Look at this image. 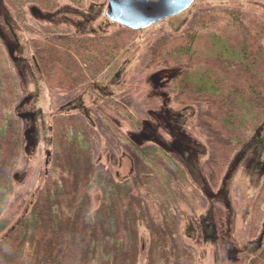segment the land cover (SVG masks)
<instances>
[{"label":"trees","instance_id":"16d2710c","mask_svg":"<svg viewBox=\"0 0 264 264\" xmlns=\"http://www.w3.org/2000/svg\"><path fill=\"white\" fill-rule=\"evenodd\" d=\"M3 1L29 35L27 41L47 90L65 96L66 101L99 79L139 33L112 26L108 20L101 32L81 33L48 19L62 3L82 12L101 0ZM32 8L40 13L35 15L42 23L37 32L29 25ZM109 26L117 32L111 33ZM159 66L175 72L168 88L177 103L205 108L199 120L212 134L209 179L215 184L264 123V26L238 9L206 8L180 33L154 43L147 67ZM19 96L17 75L0 34V236L7 228L4 215L22 148V124L15 113ZM115 96L106 99V108L130 126L140 127L125 100ZM62 106L58 103L52 110V153L44 180L29 213L0 237V264H138L142 253L144 264H195L174 211L180 203L187 204L178 184L188 185L176 158L159 144L143 150L142 144L136 145L113 127L133 157L134 178L130 186L103 176L95 170L96 130L81 115L60 112ZM95 186L101 191L102 222L89 219L90 191ZM136 190L152 200L158 222L147 199ZM252 205L249 231L254 237L264 224V181ZM250 264H264V245Z\"/></svg>","mask_w":264,"mask_h":264},{"label":"rangeland","instance_id":"374dc122","mask_svg":"<svg viewBox=\"0 0 264 264\" xmlns=\"http://www.w3.org/2000/svg\"><path fill=\"white\" fill-rule=\"evenodd\" d=\"M97 4L88 6L87 12L81 13L63 8L69 6L62 3L61 9L53 16H56L57 21H68L85 33L101 32L108 23L104 16L106 3L101 0ZM98 6H102L103 12L96 8ZM206 8L238 9L264 26V0H194L191 7L182 13L138 31L129 47L113 62L111 70L105 73L107 75H102L85 87L80 94L81 101L74 100L63 109L64 112L60 111L82 115L96 130L92 141L95 170L117 182L132 186L134 162L128 145L117 139L111 130L113 127L129 135V140L136 145L142 144L143 150L159 144L176 158L187 174L188 185L178 184L187 204L180 203L174 211L184 246L194 255L195 264H216V256H222L223 247L229 240L226 241V234L230 235L231 231L234 238H246L252 204L264 181V123L241 147L226 167L221 180L213 184L209 179L208 149L212 134L199 120L205 108L177 103L175 93L168 88V80L175 73L173 69L165 66L153 69L147 67L154 43L161 37L180 33L188 21ZM91 9L94 10L90 12ZM40 24L41 21L35 15L29 17V25L36 32ZM117 30L111 27L109 31L114 33ZM0 34L7 36L3 43L19 74V95L23 99L28 98L24 106L32 107L20 110L24 135L13 175V194L4 215L7 228L3 236L29 213L42 185L52 153L50 116L53 106L60 103L61 99L57 98L59 93L51 92L55 96L49 101L48 92L35 68L33 53L27 41L29 35L19 28L3 0H0ZM26 64L30 69L35 68L32 80ZM106 95H116L115 99L125 100L139 119L140 127L130 126L108 110L104 101ZM135 192L147 199L152 217L158 222V210L152 200L140 190ZM100 196V187L95 186L90 191L89 214V219L94 222H102L99 215ZM210 208L214 211L213 216L209 212ZM104 225L106 230L111 229L110 224ZM212 226H215L216 236L211 232ZM214 237L217 242H213ZM142 240H146L144 233ZM138 264H144V253L140 254Z\"/></svg>","mask_w":264,"mask_h":264},{"label":"water","instance_id":"95a60500","mask_svg":"<svg viewBox=\"0 0 264 264\" xmlns=\"http://www.w3.org/2000/svg\"><path fill=\"white\" fill-rule=\"evenodd\" d=\"M106 19L123 28L141 31L187 10L194 0H104ZM33 15L40 14L35 8Z\"/></svg>","mask_w":264,"mask_h":264},{"label":"flooded vegetation","instance_id":"af4514ba","mask_svg":"<svg viewBox=\"0 0 264 264\" xmlns=\"http://www.w3.org/2000/svg\"><path fill=\"white\" fill-rule=\"evenodd\" d=\"M73 12H76V11H73ZM31 14H32V12H31ZM37 15H39V14H37ZM50 17H55V16H50ZM50 17H48V19ZM49 20H50V22H53V23H67V24L71 25V27L74 28V30L76 32L85 33L84 31L80 30L79 28L74 27L68 21H63V20L53 21V19H51V18ZM2 38L4 40L5 38H7V36L4 35V36H2ZM82 90H84V89H82ZM82 90L80 92H82ZM75 98H76V95L74 96L73 99L69 100V103H71L73 100H75ZM130 136H131V134H130ZM246 211H248V210H245V212ZM209 212L212 215L214 211L212 210V208H210ZM232 220L233 219L231 218L230 225L232 224ZM211 221H212V219H211ZM263 227H264V224L262 225V229L264 230ZM263 230H260L258 233H256L254 235V237H252V235L249 231V227H247L246 238L243 237V239H240L237 237H235L236 238L235 239L232 231H231L230 235L226 234V241L229 238L228 244L226 246L224 245V247H223L224 251H223L222 256H220V257L216 256L215 263L216 264H250L252 262V260L256 259L259 256L260 252L262 251V248L264 245V231ZM211 232L212 233L214 232V234L216 236L217 233L215 230V226H212ZM213 242H217L216 237L213 238Z\"/></svg>","mask_w":264,"mask_h":264},{"label":"crops","instance_id":"0c3cea01","mask_svg":"<svg viewBox=\"0 0 264 264\" xmlns=\"http://www.w3.org/2000/svg\"><path fill=\"white\" fill-rule=\"evenodd\" d=\"M101 7L102 6H98V7H96V8H98V9H100V11L101 12H103V9H101ZM63 8H67V9H70L69 7H63ZM71 10V9H70ZM94 10V9H93ZM93 10H90V12H92ZM87 12V11H86ZM85 11H82L81 13H86ZM89 12V11H88ZM105 16V15H104ZM103 16V17H104ZM51 19H53V21H57V19H56V16L55 17H50ZM49 18V19H50ZM106 18V17H105ZM8 54H9V52H8ZM10 56V55H9ZM14 59V58H13ZM33 59H34V57H33ZM10 62H11V65H12V68H13V70H14V72H17V68H15V66H14V64H13V62L11 61V59H10ZM115 62V61H114ZM34 64H35V68H36V70L38 71V73H39V75H40V77H41V80L43 81V79H42V76H41V74H40V72H39V70H38V67H37V65H36V63H35V60H34ZM114 64H112L109 68H108V70L105 72V73H107L108 71H110L111 70V68H112V66H113ZM26 67L28 68V72H29V74H30V78H31V80H32V77H33V71L35 70V68L33 67V69H30L29 68V66L26 64ZM105 73L103 74L104 75V77L107 75H105ZM17 79H19V74H18V72H17ZM43 84H44V81H43ZM45 85V84H44ZM91 85V84H90ZM89 86V85H88ZM45 87V89L47 90V88H46V86H44ZM19 88H20V86H19ZM83 91V90H82ZM47 92H48V96H49V101L51 100L52 101V97H54L55 95H53L52 93H50L48 90H47ZM80 94H81V92L79 93V94H77L76 95V98H75V100H78V101H81V97H80ZM109 96H115V95H106L105 96V99H104V101L109 97ZM56 98V97H55ZM57 98H60L61 99V102H60V104H63V106H62V110L66 107V106H68V105H70L71 103H69V100L68 101H66L65 100V96H60V95H57ZM26 99H28V98H26ZM26 99H23V97L21 98L20 96H19V101H18V104L16 105V108H15V113H16V115L20 118V120H21V118H22V114H20V110L21 111H23V110H26V109H30V108H32V107H28V106H24L25 105V103H24V101L26 100ZM50 101V102H51ZM74 101V100H73ZM103 101V102H104ZM53 104V103H52ZM63 111H65V110H63ZM80 115V114H79ZM82 116V115H81ZM83 117V116H82ZM50 118H51V116H50ZM89 122L91 123V121H90V119H89ZM23 122H22V120H21V124H22ZM135 133H133V134H131V136H133ZM23 135H24V130H23ZM138 135V134H137Z\"/></svg>","mask_w":264,"mask_h":264}]
</instances>
